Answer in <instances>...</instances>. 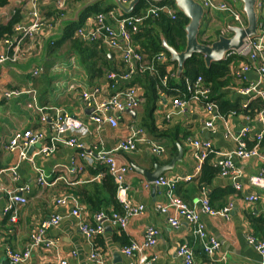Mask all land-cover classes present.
Returning a JSON list of instances; mask_svg holds the SVG:
<instances>
[{"label": "crops", "instance_id": "obj_1", "mask_svg": "<svg viewBox=\"0 0 264 264\" xmlns=\"http://www.w3.org/2000/svg\"><path fill=\"white\" fill-rule=\"evenodd\" d=\"M90 1L92 0L69 1L66 19L73 17L82 6ZM104 1L105 4L113 3L112 0ZM218 1L228 2L243 13V5L240 0ZM23 5L24 0H9L8 5L1 10L0 26L7 25L12 18V11H20ZM56 11H58L56 0H43L42 15L51 23L55 20V23L52 24V30L47 29L44 35L39 37L40 52L35 53L20 65L8 64L0 68V164L4 168L0 171V264H12L7 257L6 250L11 248L14 251H24L30 242L34 228L55 214H61L62 221L58 227L48 231L46 238L57 241V246L48 250L35 248L30 259L24 264H54L58 260H67L69 264H92L89 254L93 247L104 255L108 263L130 264L131 259L122 254L124 246L114 240V236L119 235L120 229L105 224L106 232L100 236L105 241L104 248H97L94 242L89 244L83 237L78 221L70 214L71 207L57 206V200L67 194L74 195L73 191L77 187L84 186L94 180H100L97 179L98 175L93 174L100 167L95 165L97 152L102 147L106 151H113L121 140L130 135V126L143 127L146 138L163 146L166 149V154L164 156L151 154L148 145L143 142L139 144L137 152L132 154L114 153L118 163L130 169L127 175L129 198L146 207L142 216L131 219L125 230H122L129 241L142 243L147 229L149 227L157 228L160 232L157 245L148 251L151 256L156 258L153 264H182L178 257V250L184 244H188L193 249L196 264H264L259 253L248 243V237L252 234L251 218L264 217V160L258 157L246 160L235 158L234 164L239 178L234 180L231 176L222 177L219 175L204 192L198 190L196 180L191 183L180 182L178 184L177 194L191 207H195L207 234L217 238L220 243L219 252L212 258L206 257L201 243L193 235V226L190 223L181 219L179 227L175 228L168 223L165 215L157 212L156 206L166 202L165 189L156 186L154 182H148L139 170L150 173L154 172L157 166H169L182 151V161L177 162L172 169L167 170L160 177L176 178L191 175L196 166L191 146L188 143L191 138L210 140L213 143L218 153L213 159L215 164L221 157L220 153H230L236 149V144L226 137L223 122L217 123V132L213 134L205 128L208 117L205 110L198 105H190L183 113L167 118L176 109L173 106V100L168 95L162 96L161 94L153 114L155 129L145 126L148 112L145 102L134 113L120 114L117 129L107 125L98 131L97 126L90 120L91 112L89 113L90 110L83 102L82 93L94 87H99L106 96L114 93L111 88L114 83L110 86L106 76L110 72L123 73L122 59L117 52L104 45L112 70L105 72L103 78L91 81L87 69L82 64L81 56L72 49L71 43L57 45L63 40L61 27L65 25V22L59 25L62 18L56 16ZM230 26H235V24L228 14L206 11L201 32L207 27L209 35L217 41L221 35L229 34L227 28ZM216 32H221V35L217 37ZM172 68L173 66H169L167 69L172 71ZM126 69L128 70V66ZM34 70L38 71L37 76H33ZM25 75L28 76L26 84L20 80ZM247 77L249 80L256 81L258 79V75L254 72L249 73ZM124 84L121 85V89L125 87ZM244 85L234 77L229 86L223 90V94L232 102L239 100L242 105L247 101L254 100L255 98L252 99L251 96H241L239 90ZM135 87L140 90V93H144L141 86ZM261 87V90L264 91V86ZM12 89L23 92L30 91V93H24L21 97L10 100L3 98V93ZM44 94H46V100H42ZM46 101H48V106H44ZM41 107H59L67 110L75 119L85 124L90 131L87 136H80L79 141L84 144L87 151L94 153V163L91 166L85 163L87 169L77 179L71 178L73 185L59 180L61 176L67 177L66 172L71 165L70 159L77 153L76 150L64 145H60L58 151L49 158L35 156L36 167L42 169L49 176L51 186L42 188L37 184L38 175L33 164L28 161H23L20 164L19 180L12 181L8 170L18 164L19 154L6 152L7 143L27 130H43L48 138L52 135L49 124L41 122V116L37 110ZM46 116L50 120L52 112L48 110ZM227 121L233 134H237L246 127L251 129V138L264 132V122L257 117L250 119L244 114L237 113L231 115ZM184 133L190 135L186 137ZM42 145L43 143L31 147L28 150V155L34 156ZM95 146H98V150L94 149ZM259 152L264 157V149L260 148ZM256 177L263 179L260 185H255L252 182V179ZM22 185L30 188L27 195L28 203L18 208L17 222L13 223L9 217L4 215L7 206L5 193L9 188ZM236 185L240 186L239 190ZM205 192L214 209L231 208L228 220L222 217H210L201 212L199 201L204 197ZM215 192H220V198H211L210 195ZM252 196L257 200L249 201ZM113 211L114 207L111 206L108 211L103 210V213L108 215L107 212H109L111 215ZM96 215L95 212L84 206L82 216L85 222L96 224ZM108 229L111 231H107ZM223 258L225 261L222 260Z\"/></svg>", "mask_w": 264, "mask_h": 264}, {"label": "built area", "instance_id": "obj_2", "mask_svg": "<svg viewBox=\"0 0 264 264\" xmlns=\"http://www.w3.org/2000/svg\"><path fill=\"white\" fill-rule=\"evenodd\" d=\"M69 1L71 0H56V9L60 12H66ZM131 1L121 0L125 6L129 5ZM199 1L205 11L228 14L235 24L234 27L246 28L243 13L238 11L234 5L218 0ZM42 2L43 0H24V5L20 8V11H12L11 20L15 16H20L21 20L15 23L11 35H4L0 39V68L8 64L20 65L29 60L35 53L40 52L41 44L38 42L39 37L43 36L47 29H53L51 21L42 15ZM2 9H0V13ZM177 11L170 6L151 5L145 15L137 17H122L120 12L114 11L99 13L88 18L85 24L77 30L76 35L82 41L87 43L102 41L106 47L117 52L122 62L128 66L126 73L110 72L107 74L106 79L110 86L114 83V86H111L114 93L110 94V96L104 95L99 87H94L82 93V99L86 108L93 110L90 120L97 126L98 131L107 125L113 129H117L119 127L120 114L127 111H135L145 103V98L138 88L123 87L121 89V85L131 80L136 72L158 74L157 65L166 63L164 54L157 56L151 62L146 61L144 55L139 53L133 45L132 34L137 33L140 26L146 20L158 18L161 13L175 20ZM256 12L258 15L257 35L252 38H246L239 50H230L225 57L226 60L233 58V62L231 63L233 75L237 80L245 84L239 90L241 96H251L252 99L260 98L264 101V91L261 90V86H264V0H257ZM61 18H66V15L61 16ZM252 72L258 75L256 81L249 80L247 77ZM32 74L33 76H37L39 73L37 70H34ZM171 78H176V72L163 76L161 78V85L167 89ZM185 85L183 91L175 90L178 94V97L173 100V106L176 111L170 113L167 118H170L171 115L183 113L190 105H198L205 110L208 117L205 128L209 129L213 134L217 132V123L219 121L223 122L226 137L236 144V149L230 153H220L221 157L215 163L220 169V176H231L234 180L239 178L234 164L235 158L246 160L258 157L264 160V157L260 155L259 145H256L252 149L247 148V140L251 133L250 128H243L237 134L232 133L228 121L219 115L216 103L209 100L211 87L205 83L203 77L199 76L196 79L187 78ZM24 93H30V91L23 92L18 89L6 90L3 93V98L10 100L21 97ZM161 94L162 96L167 95L163 91L160 92ZM249 102L244 103L243 107H247ZM37 110L41 116V122L49 124L52 135L48 138L43 130H27L7 143L5 146L6 152H17L19 154L18 164L8 170L12 176V181L17 182L19 180L18 170L20 164L23 161H28L33 164L35 172L38 175L37 184L42 188L51 186L49 176L42 169L36 167L35 156L40 155L49 158L58 151L60 145H64L67 148L76 150L77 153L70 159L71 165L66 172L67 177L61 176L59 180H64L65 183L73 185L71 178L77 179L86 170L85 163L89 166L94 163V153L87 151L84 144L79 141L80 136H87L90 131L85 124L75 119L71 113L62 108L41 107ZM48 110L52 112L50 120L46 116ZM257 118L264 122V109ZM263 133L258 134L256 139L261 140ZM142 142L148 145L151 154L155 156H164L166 154V149L163 146L146 138L145 129L140 126H130V135L121 140L113 151H106L102 147L97 152V163L95 165L104 167L114 180L117 186V200L122 207L123 213L113 211L111 215L104 213L97 214L96 224L93 225L83 220L84 205L78 197L67 194L57 200V206L62 208L71 207L70 214L78 221L80 232L89 244H93L96 238L105 234V224H110L113 228L125 230L131 219L140 217L145 213L146 207L143 204L133 202L128 196L127 175L130 169L125 165L119 164L114 156V153L132 154L137 152L139 144ZM41 143L43 145L39 151L30 157L28 150ZM188 143L191 146L192 155L196 161L194 171L191 175L183 177L168 178L163 176L154 182L156 186L164 188L166 192V202L157 205L156 208L157 212L167 217V221L172 227L178 228L181 219L190 223L193 226V235L201 243L204 254L212 258L219 252L221 248L220 243L217 238L207 234L206 228L195 207H191L177 194V188L180 182L191 183L200 176L204 161L212 152L214 146L210 140H199L197 138L189 139ZM94 149L98 150V146H95ZM104 174H98L97 179H101ZM261 181L263 179L260 177L252 179L255 185H260ZM236 188L239 190L240 186L236 185ZM29 192L30 188L25 185L6 190L7 206L4 215L9 217L11 222H17L18 208L27 205V195ZM203 196L199 201L203 214L210 217H222L227 220L230 218V207L216 210L212 207L206 192ZM256 200L257 198L254 196L249 199L251 202ZM61 221V214H55L37 225L32 231L30 242L24 251H14L8 248L6 254L12 264L26 263L35 248L47 250L55 248L57 241L46 238V235L49 230L58 227ZM159 235L160 232L157 228L149 227L143 242L130 241L128 246L122 248V254L131 259L130 264H153L156 258L151 256L148 251L157 245ZM248 243L255 248L264 260V239H258L251 234L248 237ZM178 257L181 259L182 264H196L194 251L188 244H184L179 248ZM89 260L92 264H111L94 247L89 254ZM222 260L225 261V258ZM54 264L69 263L67 260H58Z\"/></svg>", "mask_w": 264, "mask_h": 264}, {"label": "trees", "instance_id": "obj_3", "mask_svg": "<svg viewBox=\"0 0 264 264\" xmlns=\"http://www.w3.org/2000/svg\"><path fill=\"white\" fill-rule=\"evenodd\" d=\"M9 0H0V9L7 6ZM105 1L98 2L86 10L82 11L79 20L77 22H68L63 28V40L58 43V46L63 45L66 42H70L72 49L77 51L81 56L82 64L87 69L89 78L91 81L103 78L105 72L112 70L110 59L105 51V46L102 41L87 43L77 37V30L82 27L88 18L95 16L99 13L120 12L122 17H137L143 16L150 9L151 5L156 6H170L177 11L174 0H165L161 3H154L151 0H140L134 11L130 14H125L119 10L114 3L105 4ZM67 12V11H66ZM66 12L56 11V16L66 15ZM244 19L247 26V20L245 15ZM21 18L15 16L7 25L0 26V39L4 35H11L15 23L19 22ZM189 20L179 11H177V17L173 20L171 17L164 13H161L158 18H149L142 26H140L137 33L132 34L133 45L136 50L144 55L145 60L151 62L157 56L164 54L166 57V63L157 65L158 74H151L150 72L138 73L136 72L131 80L125 82V88L141 86L143 88V96L145 98L146 107H148L145 126L150 129H155L154 111L156 105L160 100V92H165L169 98L174 100L178 97L175 90L183 91L185 89V80L196 79L197 77H203L205 83L210 85L211 93L209 100L216 103L218 106L219 115L228 120L233 114L241 113L250 119L258 117L260 112L264 109V101L260 98L250 100L247 107H243L239 100L232 102L227 99L223 94V90L229 86L233 81L234 75L231 67L233 58H230L221 63H213L210 67H207L204 61V57L199 54H195L189 59L184 67V72L181 78H171L168 82V88H164L161 85V78L168 73L177 71V63L170 61L169 54L164 50L162 45V37L166 39L169 46L173 47L178 52H183L186 48V31L185 28L188 25ZM55 23V20L54 22ZM52 23V24H53ZM217 37L221 35V32H216ZM199 41L206 45H211L215 39L209 35L207 27L203 29L199 37ZM56 50V49H55ZM97 59V60H95ZM99 59V60H98ZM100 65V67H99ZM173 66L172 71L167 68ZM138 68V65H137ZM122 71L126 73V65L122 62ZM46 94L43 95L42 100H46ZM47 102L44 106H48ZM48 108V107H47ZM189 133H184V136H189ZM256 145H259L261 149H264V133L261 140H257L256 137H248L247 148L252 149ZM217 150L213 147L212 152L204 161L200 176L196 179L198 182V190L204 192L213 181L220 174V169L213 163V159L216 156ZM90 168V167H89ZM87 169V167H86ZM100 173H106L102 179L91 181L84 186L77 187L73 194L78 197L84 206L88 207L92 212L96 214L103 213V210L108 211L111 206L114 207V211L123 213L122 207L117 200V186L112 177L106 172L104 167H99L98 171L93 172L94 175ZM220 192H215L211 198H220ZM187 203V202H186ZM109 215V212H107ZM252 236L258 239H264V217L251 218ZM119 230V229H118ZM119 235L114 236L116 242L121 243L123 246L130 244L124 231L119 230ZM97 242V244H96ZM104 239L98 237L94 244L97 248H104ZM103 252V251H102ZM206 256V255H205ZM207 257V256H206Z\"/></svg>", "mask_w": 264, "mask_h": 264}, {"label": "water", "instance_id": "obj_4", "mask_svg": "<svg viewBox=\"0 0 264 264\" xmlns=\"http://www.w3.org/2000/svg\"><path fill=\"white\" fill-rule=\"evenodd\" d=\"M104 0H92L89 3L82 6L71 18H64L60 20L59 25L63 22L64 24L72 21L77 22L82 11L86 10L90 6L101 2ZM114 5L124 12L125 14H130L134 11L135 7L138 5L140 0H132L129 5L125 6L121 0H112ZM154 3H161L165 0H151ZM243 5V13L247 20L246 28H239L230 26L227 28L229 36L221 35L217 41L213 42L211 45H206L199 41L201 35V28L206 15V11L203 5L197 0H174L177 10L182 13L188 20V25L185 28L186 31V48L183 52L176 51L173 47L169 46L166 39L162 37V45L164 50L169 54L170 60L173 63H177V79L181 78L184 72V67L186 62L191 59L195 54L202 55L207 67H210L213 63H221L226 61L225 55L230 50H239L244 43L246 38H252L257 35L258 27V15L256 12V2L257 0H240ZM62 30L64 28L61 27ZM92 109L89 113H92ZM129 113H134V111H127ZM75 118V117H74ZM182 161V151L178 157L174 158L169 166H157L154 172L147 173L145 171L139 170L143 176L148 180V182H156L160 176L164 174L169 169H172L177 162ZM0 164V171L3 170ZM107 231H111L108 229Z\"/></svg>", "mask_w": 264, "mask_h": 264}, {"label": "rangeland", "instance_id": "obj_5", "mask_svg": "<svg viewBox=\"0 0 264 264\" xmlns=\"http://www.w3.org/2000/svg\"><path fill=\"white\" fill-rule=\"evenodd\" d=\"M230 17V16H229ZM205 24V23H204ZM227 35L226 36H229V34L228 33H226ZM26 79H28V76L27 75H25L24 77H22L20 80H21V82L22 83H24V84H26L27 82H26Z\"/></svg>", "mask_w": 264, "mask_h": 264}, {"label": "clouds", "instance_id": "obj_6", "mask_svg": "<svg viewBox=\"0 0 264 264\" xmlns=\"http://www.w3.org/2000/svg\"><path fill=\"white\" fill-rule=\"evenodd\" d=\"M177 72V71H176Z\"/></svg>", "mask_w": 264, "mask_h": 264}]
</instances>
